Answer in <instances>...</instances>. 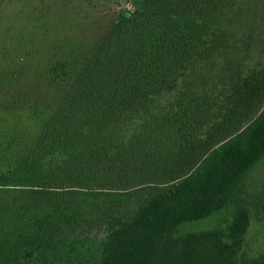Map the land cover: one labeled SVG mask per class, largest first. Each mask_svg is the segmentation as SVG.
<instances>
[{
	"label": "trees",
	"instance_id": "1",
	"mask_svg": "<svg viewBox=\"0 0 264 264\" xmlns=\"http://www.w3.org/2000/svg\"><path fill=\"white\" fill-rule=\"evenodd\" d=\"M130 5L91 44L18 52L11 76L44 88L1 105L0 264H264V240L245 247L264 229V61L242 68L264 0Z\"/></svg>",
	"mask_w": 264,
	"mask_h": 264
},
{
	"label": "rangeland",
	"instance_id": "2",
	"mask_svg": "<svg viewBox=\"0 0 264 264\" xmlns=\"http://www.w3.org/2000/svg\"><path fill=\"white\" fill-rule=\"evenodd\" d=\"M122 5L131 6L130 0H123L121 3L118 0H95L92 3L88 0H0V109L1 105L3 107L14 96L30 91L38 93L44 88L35 84L36 79L31 75L32 71L28 73L24 71L17 77L11 76L18 64L19 51L23 50L24 54L27 51L31 52L34 55L31 61L36 63L39 60L41 63V60L49 59L52 54L51 44L66 35H70L72 40H82L81 42L85 44H91L101 36L107 21L114 17L115 11ZM250 49V57L243 62L244 70L258 67V62L261 66L260 63L264 61V50L257 45ZM230 51L233 54L232 45ZM233 55L235 57V54ZM230 66L232 67V64ZM256 89L259 90L258 87ZM226 90L229 97L238 95L229 86ZM260 90L261 96L253 103L255 109L264 105V82ZM250 117L237 118L231 132L227 131V134L211 139L201 150V157L215 143L225 140L228 134L241 127ZM210 127V123H205L202 128L208 133ZM203 138L209 139L206 136ZM263 166L264 162L255 167L250 172L248 180L253 179ZM215 222L216 216L213 215L196 221L187 228L196 230L210 228ZM263 240L264 229L253 221L247 234L245 245L247 252L257 253L263 247Z\"/></svg>",
	"mask_w": 264,
	"mask_h": 264
}]
</instances>
